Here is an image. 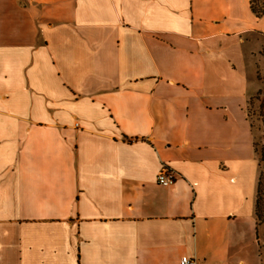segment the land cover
<instances>
[{"label":"crops","instance_id":"obj_1","mask_svg":"<svg viewBox=\"0 0 264 264\" xmlns=\"http://www.w3.org/2000/svg\"><path fill=\"white\" fill-rule=\"evenodd\" d=\"M263 56L251 0H0V264H264Z\"/></svg>","mask_w":264,"mask_h":264},{"label":"trees","instance_id":"obj_2","mask_svg":"<svg viewBox=\"0 0 264 264\" xmlns=\"http://www.w3.org/2000/svg\"><path fill=\"white\" fill-rule=\"evenodd\" d=\"M260 1L261 4H260ZM251 7L257 15H264V0H251ZM259 115L263 124L261 141L255 139V151L259 156V176L257 182L256 216L260 223L264 220V98L259 104Z\"/></svg>","mask_w":264,"mask_h":264},{"label":"rangeland","instance_id":"obj_3","mask_svg":"<svg viewBox=\"0 0 264 264\" xmlns=\"http://www.w3.org/2000/svg\"><path fill=\"white\" fill-rule=\"evenodd\" d=\"M261 2L262 1H260V4ZM259 69L262 73V75H260V78L262 79L264 84V56L260 61ZM263 98H264V86L259 90V92L255 96H252L250 98L249 106H248L249 119L253 125L255 139L259 142L261 141V137L263 133V124L261 117L259 115V104ZM260 223H261V235L263 236L264 239V220H262Z\"/></svg>","mask_w":264,"mask_h":264},{"label":"built area","instance_id":"obj_4","mask_svg":"<svg viewBox=\"0 0 264 264\" xmlns=\"http://www.w3.org/2000/svg\"><path fill=\"white\" fill-rule=\"evenodd\" d=\"M177 172L170 167H163L157 175V182L164 186H170L175 183ZM180 264H197L195 256L183 255L180 259Z\"/></svg>","mask_w":264,"mask_h":264}]
</instances>
